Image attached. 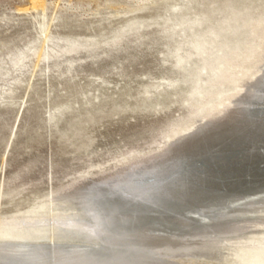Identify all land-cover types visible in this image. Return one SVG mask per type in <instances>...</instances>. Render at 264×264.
I'll list each match as a JSON object with an SVG mask.
<instances>
[{"label": "rangeland", "instance_id": "rangeland-1", "mask_svg": "<svg viewBox=\"0 0 264 264\" xmlns=\"http://www.w3.org/2000/svg\"><path fill=\"white\" fill-rule=\"evenodd\" d=\"M263 46L264 0H0V219L76 218L79 205L65 194L84 184L79 201L105 210L114 199L106 194L109 181L144 157L169 156L243 102L264 74V63L250 70L245 62ZM245 105L264 113V101ZM262 135L203 153L182 143L164 164L126 173L114 186L130 200L155 204L171 196L198 209L201 198L179 189L191 173L209 175L201 188L208 191L264 189V161H247ZM241 215L261 223L171 260L261 264L264 214ZM39 230L14 240L99 246L57 227Z\"/></svg>", "mask_w": 264, "mask_h": 264}, {"label": "bare ground", "instance_id": "bare-ground-1", "mask_svg": "<svg viewBox=\"0 0 264 264\" xmlns=\"http://www.w3.org/2000/svg\"><path fill=\"white\" fill-rule=\"evenodd\" d=\"M260 54H264V46L256 53L252 61L245 62L249 65L250 70L255 64L264 63V59H259ZM229 64L233 63L230 62ZM253 84L252 90L244 92L242 103L223 112L217 123L212 125L210 123L208 127L200 129L193 136L177 143L176 146L172 147L169 156L159 160L153 159L154 161H147V158L144 160V157V161L134 163L135 168L120 173L117 178L109 181L106 194L113 196L114 199L108 207H104L105 210H103L101 203L91 206L84 203V199L81 201L83 203L79 201L81 200L79 199L80 194L85 191L86 187V184L82 182L84 185L75 187L65 194L68 204L77 203L79 205L76 218L66 217L64 215L66 213H54L47 218L41 217L42 219H32L30 215L28 220L19 218V220L0 219V264H178L171 259L193 252H201L206 248L211 249L215 245L219 246L221 238L239 235L259 225L261 222L254 220V218L238 219L237 217L246 211H257L264 214V189L254 192L234 191L231 194L218 190L208 191L201 188L204 184H209L207 178L209 175L200 176L191 173L180 180L179 189L181 192L190 191L192 199L201 198L202 209H198L190 203V200L186 203L171 196L160 198L161 200L155 203L157 205L141 200H130L126 197L127 194L124 196L123 192L114 186V183L126 173H139L140 171L143 172L147 165V168L150 166L151 170L154 165L164 164L176 154V148L178 149L182 143L184 144L182 148H186V150L196 149L197 153H203L207 152L211 146L226 145V141L229 139L252 138L254 135L250 136L254 133L264 136V113L256 110L252 105H245L253 100L259 104L264 101V89H256L257 85H264V74ZM231 96L233 94L226 95L223 101L229 100ZM260 113L263 115H259ZM261 138L264 139V137ZM201 139L203 141L199 143ZM260 144L262 145L264 142ZM260 144L252 152L254 158L250 157L247 161H264V145L261 146ZM139 185L141 184L139 183ZM180 191L175 192L179 193ZM102 194V191H98L94 195L96 197ZM39 205L38 210L44 207L41 203ZM190 213H197L198 215L195 214L197 217H194L189 215ZM13 217L15 216L11 218ZM205 217L210 219L209 224L204 221ZM47 226L52 229L57 227L68 236H86L89 242H98L99 246L96 249L87 250L83 247L72 246L70 242H63L58 245L59 243L46 244L44 242L39 244L37 241L14 240L18 236L37 233L40 231L39 229L43 231V228ZM172 228L178 229L179 232L173 233ZM258 228L260 229V227ZM261 232L263 233V231ZM244 250L249 249L242 251L244 252ZM248 252L246 251L247 254H249ZM257 253L258 255L255 257L260 254V252ZM162 257L171 261L158 260ZM255 259L258 260V258Z\"/></svg>", "mask_w": 264, "mask_h": 264}]
</instances>
